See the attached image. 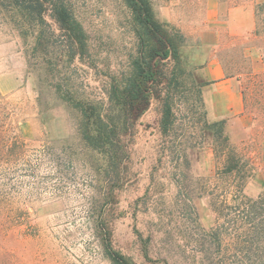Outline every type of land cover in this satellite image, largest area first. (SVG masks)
<instances>
[{
  "label": "rangeland",
  "instance_id": "rangeland-1",
  "mask_svg": "<svg viewBox=\"0 0 264 264\" xmlns=\"http://www.w3.org/2000/svg\"><path fill=\"white\" fill-rule=\"evenodd\" d=\"M62 1L88 38V56L75 61L68 74L88 100L106 107L110 77L125 76L135 53L130 10L123 0ZM148 1L155 20L182 35L183 45L177 63L162 64L167 67H162L161 94L136 121L129 162L111 193L114 181L103 178L100 159L96 172L56 155L57 150L50 156L44 152L51 139L71 134L74 123L49 96L39 108L37 73L29 74L24 46L0 13V76L5 77L0 103L9 112L7 129L26 145L23 164L9 176L18 187L9 212L17 220L0 238L9 264H112L97 236L103 227L111 231L113 249L132 264H264V125L253 119L251 139L242 142L224 128L232 145L250 158L251 177L239 192L236 179L222 173L213 138L203 130L204 121H214L207 117L194 58L201 42L216 37L213 52L240 60L238 41L228 29L235 26L228 27L224 15L207 23L211 0ZM218 1L225 12L241 0ZM46 21L60 34L48 16ZM165 101L172 116L164 135Z\"/></svg>",
  "mask_w": 264,
  "mask_h": 264
},
{
  "label": "trees",
  "instance_id": "trees-1",
  "mask_svg": "<svg viewBox=\"0 0 264 264\" xmlns=\"http://www.w3.org/2000/svg\"><path fill=\"white\" fill-rule=\"evenodd\" d=\"M123 1L134 24L135 53L125 76L110 77L107 106L104 107L88 100L68 74L71 65L82 61L89 51L87 35L67 5L62 0H0V13L24 46L29 74L37 73L35 86L39 108H44L49 96L74 123L71 134L51 139L44 152L50 156L49 151L57 150L56 155L85 163L96 172H99L97 161L100 159L105 165L103 178L110 177L114 181L109 193L118 186L120 169L129 162L136 121L148 108L150 99L161 94L162 67H167L162 64L177 63L183 45L182 35H174L155 20L148 0ZM254 11L253 32L233 37L238 41L240 60L232 57L224 60L219 54L217 58L225 76L238 81L246 112L264 125V0L255 4ZM47 16L60 34L57 35L46 21ZM42 27H46L49 35H42ZM244 79L245 88L242 85ZM203 85L205 83L201 82L199 88ZM171 116V106L165 101L161 120L164 135L169 132ZM8 117L7 107L0 103V238L6 235L9 222L17 220L9 212L12 200L18 196V187H13V177L9 176L23 164L26 155L25 144L19 135L7 129ZM225 123V120L212 124L204 121L203 130L213 138L214 156L221 162L222 173L236 179L235 186L242 192L245 180L251 177L250 158L232 145L224 132ZM37 166L35 164L31 171H36ZM12 193H15L13 197ZM253 203L251 210L254 212ZM97 236L104 256L112 264H132L113 249L108 228L103 227ZM0 264H9L7 253L0 252Z\"/></svg>",
  "mask_w": 264,
  "mask_h": 264
},
{
  "label": "crops",
  "instance_id": "crops-1",
  "mask_svg": "<svg viewBox=\"0 0 264 264\" xmlns=\"http://www.w3.org/2000/svg\"><path fill=\"white\" fill-rule=\"evenodd\" d=\"M261 0H241L230 5L225 12L222 11L223 2L211 0L207 4V23L216 24L220 15L226 17L229 35L242 37L250 35L255 28V4ZM222 12V14H221ZM236 20H239V25ZM217 38L209 44L201 42L194 51V58L200 66L203 103L207 117L211 121L225 120V129L235 142L247 141L253 130V118L246 112L239 83L235 78H227L223 67L217 58ZM5 77L0 76V83ZM252 136V135H251ZM264 148V145H263Z\"/></svg>",
  "mask_w": 264,
  "mask_h": 264
}]
</instances>
